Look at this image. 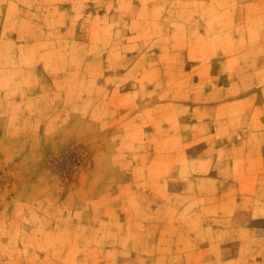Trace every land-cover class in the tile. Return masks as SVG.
I'll list each match as a JSON object with an SVG mask.
<instances>
[{"label":"rangeland","instance_id":"obj_1","mask_svg":"<svg viewBox=\"0 0 264 264\" xmlns=\"http://www.w3.org/2000/svg\"><path fill=\"white\" fill-rule=\"evenodd\" d=\"M0 264H264V0H0Z\"/></svg>","mask_w":264,"mask_h":264}]
</instances>
